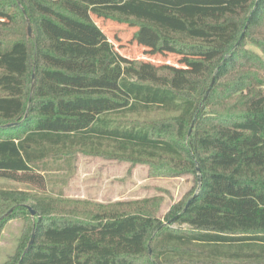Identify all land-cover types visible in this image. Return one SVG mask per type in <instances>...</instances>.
I'll list each match as a JSON object with an SVG mask.
<instances>
[{"label": "trees", "instance_id": "trees-1", "mask_svg": "<svg viewBox=\"0 0 264 264\" xmlns=\"http://www.w3.org/2000/svg\"><path fill=\"white\" fill-rule=\"evenodd\" d=\"M78 154L194 186L165 221L158 199L48 210L29 192ZM0 180L28 190L0 188V236L25 221L4 264H264V0H0Z\"/></svg>", "mask_w": 264, "mask_h": 264}, {"label": "rangeland", "instance_id": "rangeland-1", "mask_svg": "<svg viewBox=\"0 0 264 264\" xmlns=\"http://www.w3.org/2000/svg\"><path fill=\"white\" fill-rule=\"evenodd\" d=\"M97 24L108 35L115 48L128 58L149 59L156 63L165 61L161 56L152 58L144 54V48L133 41L136 29L127 24L95 19ZM169 63L175 64L177 59L169 55ZM162 113L153 112L139 118L152 120ZM134 119L133 116L129 117ZM54 164V163H51ZM61 170L47 171L48 185L45 192L30 191L31 195L44 197L45 207L53 212L63 209L80 208V211L93 208L94 205L109 206L118 202H135L140 200H155L146 208L158 218L165 221L168 212L175 204L188 198L194 181L192 177L183 178H151L149 167L110 160L102 157L78 154L73 157L71 164H58ZM54 168H57L56 166ZM12 184V185H11ZM0 188L13 191H28L24 186L7 183L0 180ZM34 198V197H32ZM34 200V199H33ZM30 200L28 203H31ZM140 207V206H139ZM23 219H14L7 223L0 236V264L14 255L19 240L25 230ZM178 228V225H173Z\"/></svg>", "mask_w": 264, "mask_h": 264}, {"label": "water", "instance_id": "water-1", "mask_svg": "<svg viewBox=\"0 0 264 264\" xmlns=\"http://www.w3.org/2000/svg\"><path fill=\"white\" fill-rule=\"evenodd\" d=\"M28 32H29V35L32 34V27H31L30 22H28ZM33 79H34V76H33ZM213 81H214V80H213ZM212 85H213V83H212ZM209 92H210V90L207 92L206 97H207V95L209 94ZM14 125H16V124H11V125H9V126H14ZM197 171L200 172V168H199V167H197ZM194 197H196V194L194 195ZM189 204H190V201L188 202V206H189ZM25 206L27 207V209L29 210L30 214H31L33 217H35V216L37 215V212H36L31 206H29V205H25ZM34 235H35V232H33V234H32V238H31V241H30L29 247L27 248L26 252L28 251V249H29V248L31 247V245L33 244V241H34ZM23 257H24V255H23ZM23 257H22V259H23ZM22 259H21V262H22ZM21 262H20V263H21Z\"/></svg>", "mask_w": 264, "mask_h": 264}, {"label": "crops", "instance_id": "crops-1", "mask_svg": "<svg viewBox=\"0 0 264 264\" xmlns=\"http://www.w3.org/2000/svg\"><path fill=\"white\" fill-rule=\"evenodd\" d=\"M65 163V162H64ZM66 164V163H65ZM57 170V169H56ZM59 170H61V169H58L57 171H59Z\"/></svg>", "mask_w": 264, "mask_h": 264}]
</instances>
